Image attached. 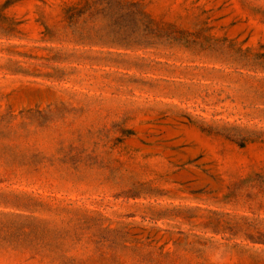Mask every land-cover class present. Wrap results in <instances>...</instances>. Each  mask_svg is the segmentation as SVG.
Instances as JSON below:
<instances>
[{
    "label": "rangeland",
    "instance_id": "obj_1",
    "mask_svg": "<svg viewBox=\"0 0 264 264\" xmlns=\"http://www.w3.org/2000/svg\"><path fill=\"white\" fill-rule=\"evenodd\" d=\"M0 264H264V0H0Z\"/></svg>",
    "mask_w": 264,
    "mask_h": 264
}]
</instances>
